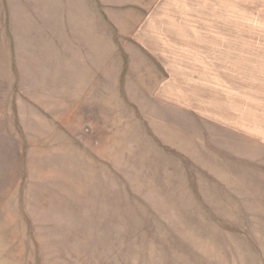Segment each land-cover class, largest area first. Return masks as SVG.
I'll return each instance as SVG.
<instances>
[{
  "label": "rangeland",
  "instance_id": "1",
  "mask_svg": "<svg viewBox=\"0 0 264 264\" xmlns=\"http://www.w3.org/2000/svg\"><path fill=\"white\" fill-rule=\"evenodd\" d=\"M0 264H264V0H0Z\"/></svg>",
  "mask_w": 264,
  "mask_h": 264
},
{
  "label": "crops",
  "instance_id": "2",
  "mask_svg": "<svg viewBox=\"0 0 264 264\" xmlns=\"http://www.w3.org/2000/svg\"><path fill=\"white\" fill-rule=\"evenodd\" d=\"M154 34H156V33H154ZM184 34V33H183ZM183 34H181V35H179L178 34V36H177V38L178 39H181V37L180 36H182ZM166 40H168V41H171V40H169V39H166ZM173 42H176L175 40L173 41ZM175 44V43H174ZM176 46H177V49H179V50H181L183 47H184V42L183 41H181L180 42V44H179V42H178V44H175ZM176 51V54H174L171 50H167L166 52H164L165 54H167V55H165V58H168L169 57V55H172V56H174L175 58H178V63H182L183 65H185L186 64V62H188V58L186 59V58H184L185 56H186V53L185 52H182V51ZM180 57V58H179ZM162 69H163V71L164 72H166V73H168V75H169V70L167 69V67H161ZM194 68L195 67H175V72H176V75L174 74V77H175V79H176V83H177V85L179 86V88L180 87H183V85H184V82L186 81V80H191L192 82H197V81H199V78L198 79H196V80H194L195 79V76H194ZM196 69L198 70V68L196 67ZM198 72V71H197ZM172 75V74H171ZM197 75H198V73H197ZM173 76H172V78H174ZM168 82V81H167ZM164 84H168V83H162V85H164ZM168 86V85H167ZM163 87H165V86H162V88ZM178 102V101H177ZM178 104H179V102H178Z\"/></svg>",
  "mask_w": 264,
  "mask_h": 264
}]
</instances>
